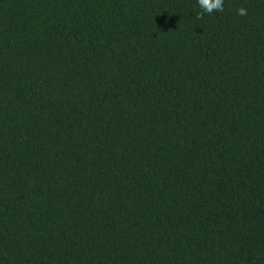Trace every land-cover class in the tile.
Instances as JSON below:
<instances>
[{
	"label": "trees",
	"instance_id": "trees-1",
	"mask_svg": "<svg viewBox=\"0 0 264 264\" xmlns=\"http://www.w3.org/2000/svg\"><path fill=\"white\" fill-rule=\"evenodd\" d=\"M200 12L0 0V264H264V0Z\"/></svg>",
	"mask_w": 264,
	"mask_h": 264
},
{
	"label": "clouds",
	"instance_id": "clouds-1",
	"mask_svg": "<svg viewBox=\"0 0 264 264\" xmlns=\"http://www.w3.org/2000/svg\"><path fill=\"white\" fill-rule=\"evenodd\" d=\"M201 12L197 14V18H202L204 14H212L213 12H222L224 10V0H198ZM237 14L247 15L246 8H239Z\"/></svg>",
	"mask_w": 264,
	"mask_h": 264
}]
</instances>
